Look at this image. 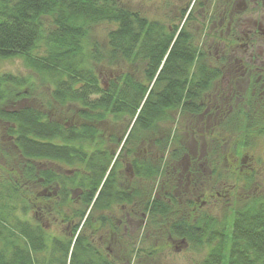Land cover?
Wrapping results in <instances>:
<instances>
[{
    "label": "trees",
    "instance_id": "trees-1",
    "mask_svg": "<svg viewBox=\"0 0 264 264\" xmlns=\"http://www.w3.org/2000/svg\"><path fill=\"white\" fill-rule=\"evenodd\" d=\"M191 18L188 6L165 24L120 0H0V60L28 70L0 73V121L19 159L10 172L0 165V264H129L128 218L205 249L198 264H264V192L250 188L252 172L221 218H177L175 188L161 180L184 149H169L178 118L198 117L211 155L224 133L236 156L264 137V70L223 97L235 40L210 54ZM103 22L115 27L101 45L91 30Z\"/></svg>",
    "mask_w": 264,
    "mask_h": 264
},
{
    "label": "rangeland",
    "instance_id": "rangeland-1",
    "mask_svg": "<svg viewBox=\"0 0 264 264\" xmlns=\"http://www.w3.org/2000/svg\"><path fill=\"white\" fill-rule=\"evenodd\" d=\"M120 1L129 9L165 24L180 23L181 12L188 6L192 16L188 25L193 36L213 55L220 54L225 48L226 38L232 37L235 41L228 42L226 48L229 64L217 82L225 98H230L233 93L243 94L249 79L264 70V0H231L230 7L223 12L225 7H219L216 0ZM209 15H212L213 22L207 20ZM114 27V23H99L92 28L91 34L104 45L107 32ZM215 32L221 40L212 36ZM2 72L23 75L28 70L20 59L13 58L0 60ZM233 100L237 101L239 97ZM203 128L198 117L178 118L177 123L168 128L169 133L178 137V143L170 146V151L180 144L184 147L183 150L179 148L181 155L177 160L169 161L166 174L161 179L170 181L173 184L171 188H175L172 194L178 203L177 218L202 210L221 218L229 206L245 195L244 177L251 172L253 182L250 188L264 192V137L256 139L253 147L236 156L231 153L234 136L228 137L224 133L214 146V155H211L206 153L205 142L208 141V146L211 142L205 135L206 128ZM123 129V125L119 126L116 135L120 136ZM143 149L144 157H148L147 150L152 151V148L144 145ZM4 162L8 163L6 171L10 172V165L16 169L19 159L0 121V165ZM123 164L126 167V163ZM189 168L194 174L188 173ZM161 188L163 193L168 187ZM136 227L134 220L128 218V233L137 235L131 239L134 250L129 264H198L205 254V249L193 248L185 239L168 236L164 226L151 228L143 221L139 230H135Z\"/></svg>",
    "mask_w": 264,
    "mask_h": 264
}]
</instances>
